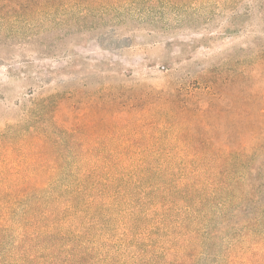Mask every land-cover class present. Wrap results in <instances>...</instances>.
Wrapping results in <instances>:
<instances>
[{
  "label": "trees",
  "instance_id": "1",
  "mask_svg": "<svg viewBox=\"0 0 264 264\" xmlns=\"http://www.w3.org/2000/svg\"><path fill=\"white\" fill-rule=\"evenodd\" d=\"M83 1L0 0V11L32 17ZM256 96L241 120L173 112L151 119L161 131L125 137L137 146L102 147L39 126L44 105L32 97L34 125L0 164V264H264V97Z\"/></svg>",
  "mask_w": 264,
  "mask_h": 264
},
{
  "label": "rangeland",
  "instance_id": "2",
  "mask_svg": "<svg viewBox=\"0 0 264 264\" xmlns=\"http://www.w3.org/2000/svg\"><path fill=\"white\" fill-rule=\"evenodd\" d=\"M50 10L0 11V164L34 125L32 97L44 105L39 126L88 147L137 146L125 137L161 131L151 119L173 112L241 120L257 92L264 97V0H86Z\"/></svg>",
  "mask_w": 264,
  "mask_h": 264
}]
</instances>
